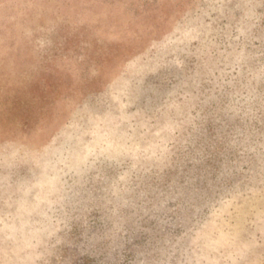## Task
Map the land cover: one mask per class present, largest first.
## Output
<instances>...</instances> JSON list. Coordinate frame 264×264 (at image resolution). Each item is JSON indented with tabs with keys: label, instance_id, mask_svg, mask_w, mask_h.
Segmentation results:
<instances>
[{
	"label": "rangeland",
	"instance_id": "374dc122",
	"mask_svg": "<svg viewBox=\"0 0 264 264\" xmlns=\"http://www.w3.org/2000/svg\"><path fill=\"white\" fill-rule=\"evenodd\" d=\"M0 264H264V0H0Z\"/></svg>",
	"mask_w": 264,
	"mask_h": 264
}]
</instances>
